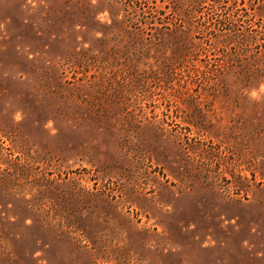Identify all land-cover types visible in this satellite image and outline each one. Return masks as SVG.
Here are the masks:
<instances>
[{
	"label": "rangeland",
	"instance_id": "374dc122",
	"mask_svg": "<svg viewBox=\"0 0 264 264\" xmlns=\"http://www.w3.org/2000/svg\"><path fill=\"white\" fill-rule=\"evenodd\" d=\"M199 2L0 0V264H264V0Z\"/></svg>",
	"mask_w": 264,
	"mask_h": 264
},
{
	"label": "trees",
	"instance_id": "16d2710c",
	"mask_svg": "<svg viewBox=\"0 0 264 264\" xmlns=\"http://www.w3.org/2000/svg\"><path fill=\"white\" fill-rule=\"evenodd\" d=\"M161 1H165V0H161ZM167 1L170 4H174V6L177 7L176 5H179L181 0H167ZM191 2H196L197 4L200 3L199 0H195V1L191 0ZM198 5H200V4H198ZM171 15H173L172 17L175 19V23L172 21L170 23H167L168 25H165V26L162 23L163 26L161 28H157L156 27L155 29H153L150 26L151 23H148V21H145L143 23V25L144 26H150V27H147V30L144 28L146 31H150V33H147V34H152V32L154 31V32L161 33L160 34L161 36L167 35V36H170V37H173V38H180V37H186V36L190 35L193 32L191 29L186 28V25L188 23L187 22L188 14L184 10L176 9V8L173 7V9L171 11ZM184 17H185V19H184ZM224 26H226V25H224ZM224 28H226L224 30H226V32H228V33H225V34H232V33L236 32L234 27H229V28L224 27ZM233 36H235V34ZM221 37L222 38H224V37L226 38V41L224 43V46H226V47L228 45H231L233 42L234 43L236 42V41H233L234 39L230 38L231 35H223Z\"/></svg>",
	"mask_w": 264,
	"mask_h": 264
}]
</instances>
